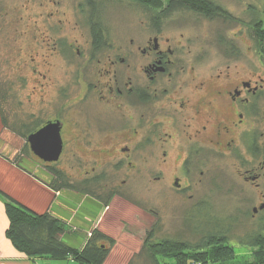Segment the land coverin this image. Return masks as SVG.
Returning <instances> with one entry per match:
<instances>
[{"label":"flooded vegetation","instance_id":"obj_1","mask_svg":"<svg viewBox=\"0 0 264 264\" xmlns=\"http://www.w3.org/2000/svg\"><path fill=\"white\" fill-rule=\"evenodd\" d=\"M84 3L77 8L84 24L67 18L48 22L57 33L41 31L39 45L25 60L27 105L34 107L28 122L38 123V129L59 122L63 143L57 161H44L31 148L29 154L74 184L75 230L90 216L94 226L88 235L97 231L111 241L115 231L103 229V222L115 199L128 197L136 182L142 186L144 176L181 194L192 189L194 174H205L192 161L250 151L264 78L257 80L238 60L240 32L255 42L254 19L247 30L220 34L219 64L206 72L191 44L164 33L154 9L140 21V39L116 41L99 15L95 33ZM65 26L79 33L69 35Z\"/></svg>","mask_w":264,"mask_h":264},{"label":"rangeland","instance_id":"obj_2","mask_svg":"<svg viewBox=\"0 0 264 264\" xmlns=\"http://www.w3.org/2000/svg\"><path fill=\"white\" fill-rule=\"evenodd\" d=\"M215 1L227 10V18H208L189 9H179L172 11L163 21L164 33L191 44L193 56L201 58L206 72L215 71L219 64L220 34L225 32L230 35L237 30H247L249 21L256 19L257 14L264 13V0ZM80 2L83 0H0V82L7 85L0 86V91L7 92L8 89L16 94L12 107L21 117H27L31 108L34 110V107L27 105L28 87L22 84L20 78L26 73L25 60L39 45L37 40H40L41 31L48 35L57 33V28L52 29L48 22L67 18L79 25L84 24V16L79 10L77 13ZM98 3V15L110 27L112 40L141 38L144 28L140 21L149 14L148 9L130 0H98ZM66 28L69 35L79 33L71 31L69 26ZM245 32H240L241 40L237 39L240 50L238 60L245 66L249 65L259 80V77L264 78V55L259 53L256 41L247 42ZM259 83L264 84V81ZM11 135L16 149L13 157H18L21 152H26V142L14 132ZM254 135L250 151H242L241 157L209 155L192 161L202 167L205 174L202 177L198 173L193 175L190 191L181 194L168 192L162 183L158 185L159 182H154L153 176H144L142 186L139 187L136 182L132 193L125 192L128 197L115 199L110 209L111 216L102 224L103 229L115 231L117 236L105 264H149L141 255L147 232L154 229L157 238L196 239L198 236L194 237L192 229L195 224L204 221L205 211L210 217L235 220L233 237L244 238L245 233L261 228L264 209L259 210L256 216H252V213L255 206L264 202V87L256 95ZM37 175L45 178L39 173ZM253 175L257 176L255 180L250 178ZM245 177L249 179L245 180ZM46 179L54 183L49 177ZM199 212H204L202 217L198 215ZM74 220L67 224V229L78 226ZM85 230L86 227L81 224L77 233L82 238H89ZM101 242L108 246L111 244L107 240ZM254 253L246 245L237 246L235 258L227 264H248ZM57 263L79 264L70 259L57 260Z\"/></svg>","mask_w":264,"mask_h":264},{"label":"trees","instance_id":"obj_3","mask_svg":"<svg viewBox=\"0 0 264 264\" xmlns=\"http://www.w3.org/2000/svg\"><path fill=\"white\" fill-rule=\"evenodd\" d=\"M84 1V6L90 8L86 10V15H89L92 20L90 25L94 24L93 30L95 33H99L97 27L98 22H100L98 19V0ZM130 1H134L146 9L157 11V15L161 19L160 22H163L164 18L172 11L179 9H189L208 18L228 17L227 10L215 0ZM254 22L255 41L259 47V53L264 55V13L257 14ZM20 78L22 84L25 85L24 77ZM4 85L7 86L0 82L1 88ZM8 88L12 89L11 86ZM2 91L1 89L0 120L2 126L25 140L26 146L24 148L29 154L30 146L27 143V137L38 129L39 124L36 122L29 123L27 117H21L12 107L15 93L8 89L7 92ZM49 168L51 173H54L53 175L61 181V183L57 182L61 187L74 188L70 179H66L57 169ZM51 183L54 185L56 182ZM202 213L204 214V212ZM202 213L199 212L198 215L200 216ZM6 214L9 220L6 236L17 250L28 257L46 256L55 260L70 259L79 264H105L110 248L115 243V240H111V244L107 246L101 242L106 240L105 237L100 232L95 231L89 238H86L84 245H76L72 240L67 239L68 221L66 217L65 219L59 217L52 211L35 213L17 202L9 201L6 203ZM204 216V221L195 224L194 229H192L194 237L195 235L198 236L196 239L157 238L155 230H150L144 239L141 255H144L149 264H227L235 258L236 247L246 245L255 251L253 259L248 264H264V223L257 231L247 232L244 238H240L233 237L235 220L225 221L217 217H210L206 211ZM247 237L249 239L245 241ZM196 251L199 253L195 254Z\"/></svg>","mask_w":264,"mask_h":264},{"label":"crops","instance_id":"obj_4","mask_svg":"<svg viewBox=\"0 0 264 264\" xmlns=\"http://www.w3.org/2000/svg\"><path fill=\"white\" fill-rule=\"evenodd\" d=\"M0 133V264H60L46 256L28 257L13 246L6 236L9 225L6 203L17 202L35 213L52 211L59 217H66L68 223H71L77 196L72 189L45 180L46 177L54 180L56 176L30 154L21 152L18 157H13L16 149L11 132L1 126ZM37 173L45 178H39ZM93 223L90 216L85 217L83 224L86 232ZM67 233L68 240L78 246L84 245V237L74 227L67 229Z\"/></svg>","mask_w":264,"mask_h":264},{"label":"water","instance_id":"obj_5","mask_svg":"<svg viewBox=\"0 0 264 264\" xmlns=\"http://www.w3.org/2000/svg\"><path fill=\"white\" fill-rule=\"evenodd\" d=\"M60 129L59 122H49L29 134L27 141L31 150L44 161H57L63 148Z\"/></svg>","mask_w":264,"mask_h":264}]
</instances>
